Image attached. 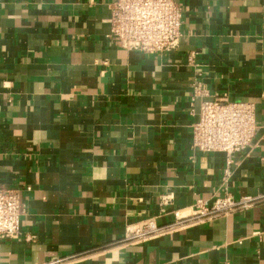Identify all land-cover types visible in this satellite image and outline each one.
Masks as SVG:
<instances>
[{
	"label": "crops",
	"instance_id": "1",
	"mask_svg": "<svg viewBox=\"0 0 264 264\" xmlns=\"http://www.w3.org/2000/svg\"><path fill=\"white\" fill-rule=\"evenodd\" d=\"M113 1L0 0V189L21 208L0 264H264V199L124 240L197 200L264 193V0H174L181 36L163 54L116 44ZM214 98L254 106L226 179L224 153L192 147Z\"/></svg>",
	"mask_w": 264,
	"mask_h": 264
},
{
	"label": "built area",
	"instance_id": "2",
	"mask_svg": "<svg viewBox=\"0 0 264 264\" xmlns=\"http://www.w3.org/2000/svg\"><path fill=\"white\" fill-rule=\"evenodd\" d=\"M183 10L174 0H114L110 5V33L123 49L148 54H163L176 49L181 36ZM190 55L188 61L191 62ZM193 97L205 94L199 83L193 84ZM256 130L254 106L225 98L203 100L192 124V147L202 152H222L226 156L225 179L233 155L245 148ZM264 199V193L234 199L228 192L211 201L197 200L188 210H174L173 220L158 224L146 218L126 230L127 242H144L216 216H225L237 208H247ZM166 204L167 197L162 198ZM21 208L15 191L0 189V240L19 236ZM58 261L42 264H56Z\"/></svg>",
	"mask_w": 264,
	"mask_h": 264
}]
</instances>
